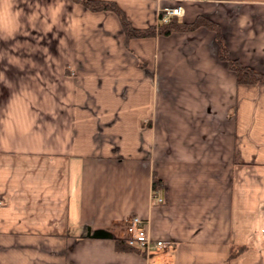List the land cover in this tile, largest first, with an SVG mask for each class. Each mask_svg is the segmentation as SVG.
<instances>
[{
	"label": "crops",
	"instance_id": "obj_1",
	"mask_svg": "<svg viewBox=\"0 0 264 264\" xmlns=\"http://www.w3.org/2000/svg\"><path fill=\"white\" fill-rule=\"evenodd\" d=\"M114 1L139 28L210 18L264 73V0ZM220 52L206 26L127 41L111 10L0 0V264H264V84ZM135 215L169 246L119 250Z\"/></svg>",
	"mask_w": 264,
	"mask_h": 264
},
{
	"label": "trees",
	"instance_id": "obj_2",
	"mask_svg": "<svg viewBox=\"0 0 264 264\" xmlns=\"http://www.w3.org/2000/svg\"><path fill=\"white\" fill-rule=\"evenodd\" d=\"M82 3L87 8L98 11V10H111L114 11L125 30L126 39L133 37H147L155 35H169L173 32H185L192 31L201 26L209 27L216 31L217 39L221 45L220 56L222 59L227 60L229 67L236 72L237 81L240 84H264V73L259 72L251 67L242 64L237 59H231L228 54V50L223 42V35L220 30L219 24L207 17L199 16L192 22H186L180 19V17L173 16L167 22L161 20L163 13L160 14V22L156 25H152L146 28L135 27L131 20L128 18L126 12L120 7V5L114 0H74ZM163 187L162 180L155 175L153 179V189L158 192ZM116 246L119 250L126 251H140L135 246L129 245L124 238H115ZM240 249V248H239ZM239 249H234L231 256H235Z\"/></svg>",
	"mask_w": 264,
	"mask_h": 264
},
{
	"label": "built area",
	"instance_id": "obj_3",
	"mask_svg": "<svg viewBox=\"0 0 264 264\" xmlns=\"http://www.w3.org/2000/svg\"><path fill=\"white\" fill-rule=\"evenodd\" d=\"M163 15L161 20L167 22L173 16H181L182 15V7H173V8H165L162 11ZM154 200L157 202H162L163 198L158 195L156 191H154ZM146 227L145 221L139 215H135L129 221L127 227V236L126 240L129 245L135 246L140 250H144L145 252H149L152 249H165L169 246L168 241L164 240H154L150 236L144 233V229Z\"/></svg>",
	"mask_w": 264,
	"mask_h": 264
},
{
	"label": "rangeland",
	"instance_id": "obj_4",
	"mask_svg": "<svg viewBox=\"0 0 264 264\" xmlns=\"http://www.w3.org/2000/svg\"><path fill=\"white\" fill-rule=\"evenodd\" d=\"M74 1V0H73ZM76 2V1H75ZM77 3H79V2H77ZM80 4H82V3H80ZM94 11V10H93ZM162 12V11H161Z\"/></svg>",
	"mask_w": 264,
	"mask_h": 264
}]
</instances>
